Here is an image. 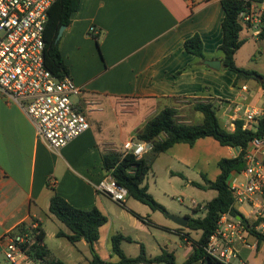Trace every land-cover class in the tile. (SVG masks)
Returning a JSON list of instances; mask_svg holds the SVG:
<instances>
[{
  "label": "crops",
  "instance_id": "1",
  "mask_svg": "<svg viewBox=\"0 0 264 264\" xmlns=\"http://www.w3.org/2000/svg\"><path fill=\"white\" fill-rule=\"evenodd\" d=\"M243 1L253 7L264 2ZM224 16L222 0L81 1L58 42L69 77L82 88L74 104L85 113L90 128L66 147L51 150L38 138L34 123L22 106L0 92V258L4 254L5 233L16 231L21 224L36 223L45 234L44 245L51 259L61 260L62 254L71 258L75 254L83 257L86 264L91 261L90 247L84 240L72 244L57 236L60 231L70 232L56 224V217L49 211L55 193L78 209L97 208L107 217L94 245L98 256L102 248L112 256L111 238L116 234L132 239L123 241L121 249L124 242H129L139 247V253L141 244L146 250L144 238L150 233L149 227H163L152 220L154 214L147 205L129 197L124 204H118L97 192L96 186L108 174L104 156H123L124 143L135 142L148 121L166 108L177 111L180 123L194 124L198 112L194 106L212 101L221 123L229 130L234 129L236 120L245 122L246 113L264 110V91L255 80L240 81L235 86L236 74L222 70L218 49L223 42ZM242 25L240 39L244 44L235 53V63L258 72L246 64L257 61V55L264 59V41L258 38L261 26L257 22ZM90 27L96 28L97 33L90 35ZM194 35L202 41L205 60L221 61L219 71L202 67L204 60L199 61L185 50V41ZM246 46L251 55L238 61L237 55ZM251 81L256 85L250 86ZM164 138L166 134L162 133L156 141ZM207 140L214 141L205 138L197 142ZM178 145L160 154L155 163ZM225 149L230 157L239 153L237 149ZM199 172L197 178H207L201 169ZM173 174H182L189 184H201L193 179L194 175ZM204 205L195 208L201 215L191 218L203 217ZM237 209L248 223L252 222L250 210ZM49 224L55 230H49ZM129 228L136 232L135 236L129 235ZM174 233L181 238L180 245L160 248L154 255L146 251L147 256L155 257L165 250L174 254L177 264L184 263L201 234L179 226ZM55 238L65 239L75 250L62 242L48 246L46 241ZM234 249L238 254L234 261L264 264V244L258 247L248 233L244 241L234 243Z\"/></svg>",
  "mask_w": 264,
  "mask_h": 264
},
{
  "label": "trees",
  "instance_id": "2",
  "mask_svg": "<svg viewBox=\"0 0 264 264\" xmlns=\"http://www.w3.org/2000/svg\"><path fill=\"white\" fill-rule=\"evenodd\" d=\"M82 0H56L49 10V18L45 26L44 40V62L45 67L56 78L62 79L69 76L68 66L65 64L59 51L57 40L61 26H68L72 16L78 11ZM250 6L249 2L243 0H222L224 9V20L222 23L223 42L218 52L222 55V70H229L236 74L235 86L240 81L255 80L264 91V75L245 68H240L235 63V53L244 44L240 39L243 30L240 13ZM261 31L258 38L264 41V15L262 16ZM185 50L194 55L199 61L206 59L203 44L198 35L188 38L184 43ZM202 67L210 69L201 63ZM194 109L203 115V120L199 124H184L177 119V111L174 108H166L148 121L145 128L136 136L135 143L153 142V148L148 155L136 158L133 154L123 156L110 154L104 156V169L118 184L124 186L128 191V197L144 205L152 211L165 212L164 206L155 201L149 192L146 178L151 171L157 157L167 152L177 144H186L190 147L200 140L210 138L225 148L241 149L236 157L222 158L218 161L219 174L214 181H208L205 177L206 185L191 182V185L210 189L217 192V196L204 205L203 217L189 219L186 229L193 232H200L199 239L193 243L194 252L189 255L182 264H204L210 259L213 264H219L211 259L206 251L210 237L215 233L217 222L223 213L229 212L234 218H245L235 207V198L229 184V178L234 173H242L245 169L243 154L254 138L264 136V118L257 124H248L244 128L245 122L236 120L234 129H227L220 121L217 106L214 102L199 103ZM166 138L162 141L156 139L162 134ZM180 177L185 178L182 174ZM50 213L56 217L70 233L60 231L58 237L66 238L70 243L76 244L81 240L88 243L92 254V259L88 264H177L173 253L163 251L155 257H148L143 244L140 246V253L137 257H127L121 249L123 241H131L130 237L116 234L111 238L113 253L119 258L117 262L103 260L94 249L95 243L100 238V228L107 223V217L97 208L91 210H81L69 202L61 195L55 193L49 205ZM253 224L247 222L246 231L252 235L259 247L264 244V235L257 232ZM26 225L21 224L16 231L25 229ZM40 234L39 244L32 247L31 257L38 264H66L61 260L51 259L48 250L44 245L45 234L38 226ZM183 230V229H180ZM188 234H182V238Z\"/></svg>",
  "mask_w": 264,
  "mask_h": 264
},
{
  "label": "built area",
  "instance_id": "3",
  "mask_svg": "<svg viewBox=\"0 0 264 264\" xmlns=\"http://www.w3.org/2000/svg\"><path fill=\"white\" fill-rule=\"evenodd\" d=\"M55 1L0 0V92L22 106L34 123L38 138L49 149L57 151L85 133L90 124L85 113L72 101L82 93V88L69 76L56 78L45 67L44 32L49 10ZM263 15L264 2H261L246 7L239 18L246 24L257 22L261 26ZM96 33V28L90 27L89 34ZM262 118L264 110L246 113L244 128L248 124H257ZM152 148L151 142L127 141L123 145L124 155L133 154L138 159ZM237 150L240 153L241 149ZM243 160L245 169L242 173H234L242 175L243 181L230 184L235 207L248 205L252 217L249 224L257 222L253 228L264 235V136L250 142ZM96 190L118 204H124L128 198L127 189L110 175L98 183ZM191 204L198 207L194 200ZM246 223L247 220L234 218L229 212L223 213L205 247L207 255L219 264H232L238 258L234 243L244 241L248 233ZM39 234L36 223L20 231L5 233L3 249L9 263L37 264L31 254L32 247L39 244Z\"/></svg>",
  "mask_w": 264,
  "mask_h": 264
},
{
  "label": "rangeland",
  "instance_id": "4",
  "mask_svg": "<svg viewBox=\"0 0 264 264\" xmlns=\"http://www.w3.org/2000/svg\"><path fill=\"white\" fill-rule=\"evenodd\" d=\"M247 34V33H244ZM248 54L251 55V50L248 46L242 49V51L237 55L238 61L248 58ZM257 61H251L246 65L256 69L259 73L264 72V59L257 55ZM250 86H255L256 82L251 81ZM76 97L72 98L74 102ZM196 121L194 124H198L202 121V114L196 112ZM234 153V151H233ZM230 155L227 153L225 147L219 145L216 141H200L197 142L194 147H190L185 144L178 145L175 150L163 157H160L155 165H153L151 171L146 178V184L149 186V192L153 196L156 202L165 207V212L152 211L154 216L153 221H156L163 228L150 226V233H147L146 238H144V244L146 246V251L149 255L156 254L155 250L160 248L175 247L181 244L182 240L177 233H174L178 226L168 217V215L187 218L200 216L201 212H196L191 201L194 200L198 206L208 203L216 195L214 190L201 189L199 187L193 186L187 182L185 178L175 175L173 173H188L194 175V180L199 183H205V180L200 176L197 178V174L202 172L206 173L208 181H214L219 174L218 161L222 158H228ZM242 175L232 174L229 178V184L233 182L243 181ZM241 210L249 211L250 207L248 205H242ZM55 220L63 230L66 227ZM151 220V219H150ZM252 220V217L250 218ZM252 226V225H251ZM49 230H55L53 224L48 225ZM129 235L135 236L136 232L129 228ZM249 238L255 241V238L248 234ZM56 242H62L68 248L75 250L68 241L65 239L55 238L52 240H47L46 243L50 247H54ZM123 251L127 256L134 257L139 254V247L135 243L124 242ZM87 256L89 254L88 251ZM62 254L61 261L66 264H86L84 258L74 254L73 257L68 258ZM100 257L108 258V261L116 262L118 257L112 253L110 257L106 250L103 248L100 251ZM90 259V257H89ZM235 264H241V262L233 261ZM0 264H10L6 259L5 254L0 258Z\"/></svg>",
  "mask_w": 264,
  "mask_h": 264
},
{
  "label": "water",
  "instance_id": "5",
  "mask_svg": "<svg viewBox=\"0 0 264 264\" xmlns=\"http://www.w3.org/2000/svg\"><path fill=\"white\" fill-rule=\"evenodd\" d=\"M66 26H61L58 32L57 40L61 37L63 31L65 30ZM203 64L208 66L209 68L219 71L221 69V61L220 60H204ZM168 217L180 228H186L189 219L188 218H181L172 215H168ZM204 264H213L210 259H207Z\"/></svg>",
  "mask_w": 264,
  "mask_h": 264
}]
</instances>
